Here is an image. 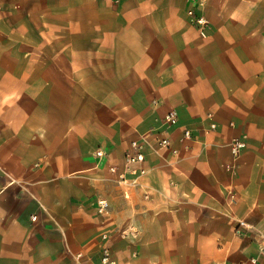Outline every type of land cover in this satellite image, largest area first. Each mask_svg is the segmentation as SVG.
I'll return each mask as SVG.
<instances>
[{"label": "crops", "instance_id": "obj_1", "mask_svg": "<svg viewBox=\"0 0 264 264\" xmlns=\"http://www.w3.org/2000/svg\"><path fill=\"white\" fill-rule=\"evenodd\" d=\"M188 7L0 0V264H264L255 232L235 233L264 229V0H203L204 33ZM171 109L179 153L118 182L109 168Z\"/></svg>", "mask_w": 264, "mask_h": 264}, {"label": "built area", "instance_id": "obj_2", "mask_svg": "<svg viewBox=\"0 0 264 264\" xmlns=\"http://www.w3.org/2000/svg\"><path fill=\"white\" fill-rule=\"evenodd\" d=\"M189 7L187 8V15L191 19V22L197 26L201 33H204L205 27L208 24L207 18L199 10L202 6L203 0H188ZM179 122L178 114L175 110L171 109L167 111L161 120L158 127L150 129L148 132L141 134L138 138L132 140L129 147L126 149L123 157L124 166L122 170H118L115 166H111L110 171L116 175L118 182L124 185H138V178L145 175L146 168L143 166L147 152L151 151L156 154H160L161 151L167 150L173 156L179 153V148L174 147L171 142L170 136L167 132L177 126ZM211 128H215L216 124L211 123ZM193 140V130L189 127H185L181 130L178 141L184 149L189 147V142ZM246 147L245 139L235 137L229 143L230 148V160L225 164V168L231 172V174L237 173V162L243 149ZM95 156L102 158L106 155L103 149H96ZM170 163L169 161H167ZM231 196L232 193L230 192ZM146 197V195H145ZM109 202L102 196L97 197L96 210L99 214H105L109 209ZM36 215H31V220H35ZM245 231H254L260 240L259 251L264 252V229H257L248 221L243 218L237 220L235 225V233L242 235ZM101 260L103 263H113L110 259V253L107 247L102 248ZM204 264V263H197ZM209 264H261L259 256H251L247 263H237L232 261L223 260L220 262H213Z\"/></svg>", "mask_w": 264, "mask_h": 264}]
</instances>
